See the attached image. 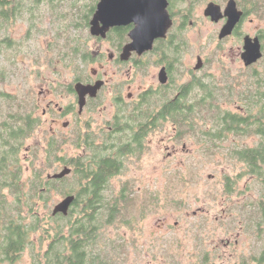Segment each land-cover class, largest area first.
<instances>
[{"label": "flooded vegetation", "instance_id": "obj_1", "mask_svg": "<svg viewBox=\"0 0 264 264\" xmlns=\"http://www.w3.org/2000/svg\"><path fill=\"white\" fill-rule=\"evenodd\" d=\"M4 1L6 3L0 5L1 16L9 20L14 12L13 0ZM100 1L45 0L51 15L67 22L64 29L68 36L53 27L57 43L63 42L64 57L68 60L81 58V68L87 67L84 65L92 53L94 62H104L103 68L84 69L83 73L74 74L63 91L69 104L60 106L52 101L44 108L45 114L72 117L73 134H60L73 138L78 147L83 146L84 154L79 156H85L90 164L94 163L95 150L102 149L103 157L112 156L115 160L114 157L126 146L129 157L124 155L121 159V168L124 169L126 161L134 156L141 158L150 150V138L155 135L168 133L167 140L172 139L175 144L191 135L185 119L188 102H202L205 89L217 91L232 85L227 82L221 86L210 72L224 58L241 62L240 69L246 72H243L244 79H234L236 88L255 84L264 91V0H166L171 26L164 37L154 39L151 49L142 52L125 49L137 38L149 41L154 33L150 30V21H155V9L150 1L155 0H138L132 6L135 8L119 12L123 17L121 23L107 25L118 13L111 11L108 14L106 10L99 22L102 31L95 35L92 21ZM105 1L110 7L123 6L118 4L119 0ZM126 6L130 7L128 3ZM32 7L34 10V4ZM66 7L67 10L63 11ZM41 9L38 8V13ZM230 25L231 31L222 36ZM191 27L208 34L200 45L202 50L187 51V32ZM30 35L31 30L28 31ZM248 38L251 44L259 45L262 54L249 65L243 58ZM92 40L96 49L87 47ZM77 42L83 45H77ZM210 45H213L211 49ZM78 83L89 86L101 83L100 88L92 87L87 91L83 106L76 87ZM261 111L257 114L249 106L243 115L244 135L230 134L234 139L243 138L242 146L235 140L232 143L235 146L228 148L234 156L238 153L245 156L242 178L233 180L234 187L227 195L230 201L222 203V214L216 217L217 221L222 217L224 225L230 228L223 231L226 234L220 242L213 243L210 253L202 254L205 264H264V109ZM97 113L101 116L100 122L95 116ZM203 117L205 120L214 119V116ZM71 125L69 120L63 123L64 128ZM77 138H83V144L75 143ZM183 143L186 150L187 144ZM177 150L173 147V151ZM241 179L244 188L237 191L235 186L242 182ZM97 229H94L92 240H96Z\"/></svg>", "mask_w": 264, "mask_h": 264}, {"label": "rangeland", "instance_id": "obj_2", "mask_svg": "<svg viewBox=\"0 0 264 264\" xmlns=\"http://www.w3.org/2000/svg\"><path fill=\"white\" fill-rule=\"evenodd\" d=\"M11 2L14 12L9 20L0 15V121L4 117L7 119L9 112L18 111L32 113L38 120L20 151L22 163L26 166L32 160L38 167L45 164L48 142L52 138L65 140L59 151L60 157H78L84 154V148L78 147L74 139L68 137L73 134L72 117L45 114L44 108L52 101L60 106L69 104L63 91L74 74L83 73L84 69L103 68L104 62H94L92 53L84 65L87 67L81 68V58L68 60L64 57L63 42L57 43L53 27H58L68 36L64 29L67 22L52 16L45 0ZM29 4L30 7L25 6ZM40 7L42 9L38 13ZM207 35L206 31L200 32L199 28L191 27L187 32V51L202 50L200 45ZM76 44L83 45L80 42ZM95 45L92 40L87 47L94 48ZM212 47L210 45V49ZM241 65V62L224 58L210 72L221 86L227 82L233 84L235 78H245L246 72L240 69ZM219 97L224 108L238 110L236 102L220 94ZM197 113L192 114V118L198 119L200 127H204L205 122L211 126L210 119L207 121L204 115ZM95 116L100 122V114ZM68 120L72 125L64 128L63 123ZM60 133L68 136L63 137ZM196 137L188 134L175 144L172 139L167 140L168 133L155 135L150 138V150L145 155L126 161L125 168L111 180L112 190L108 189L105 194L107 199H111L113 191L116 196L126 191L130 199L118 202L119 213L109 223L102 222L108 221L111 216L107 210L96 214L95 222H102V225L96 231L95 245L90 247L91 255L100 254L99 260L107 259L110 264H205L202 254L209 252L213 243L220 242L226 234L223 231L230 228L224 225L222 217L220 221L216 217L222 214V203L230 201L227 195L234 187L233 180L242 178L243 161L233 156L228 148L235 146L232 144L235 140L240 141L242 146L243 138L234 139L229 135L226 140H218L219 146L207 152L205 141L199 142ZM183 142L187 144L186 150ZM173 147L178 150L173 151ZM36 150H39L37 159ZM168 152L173 153L170 155ZM53 164L55 167L49 168V174L66 166L59 165V162ZM243 185L244 180L235 188L243 190ZM64 198V195L54 192L48 205L42 204V213L52 214L55 204ZM33 239L38 242V235H34ZM36 247H40L39 244ZM33 260L32 247H29L17 261L5 264H34Z\"/></svg>", "mask_w": 264, "mask_h": 264}, {"label": "trees", "instance_id": "obj_3", "mask_svg": "<svg viewBox=\"0 0 264 264\" xmlns=\"http://www.w3.org/2000/svg\"><path fill=\"white\" fill-rule=\"evenodd\" d=\"M4 2L0 0V5ZM204 93L202 102H188L185 119L187 131L197 136L199 142L205 141L207 152L219 146L218 140H226L232 133L244 135L243 115L249 106L257 114L264 109V91L259 85H244L238 89L232 84L217 91L205 89ZM219 94L229 101L237 100L238 110L224 108ZM196 113L214 116L211 126L205 122V126L200 127L199 122L192 118ZM37 123L32 113L20 111L9 112L7 119L4 117L0 121V264L14 263L29 247H32L34 264H110L107 259L99 260L100 254L91 255L90 247L95 245L91 238L94 229L100 228V224L95 222L96 214L107 210L108 215L111 214L106 221L109 223L119 213L118 202L130 199L126 191L117 196L113 191L111 199H107L105 194L108 189L112 190V178L123 170L122 157H129L126 146L114 157L115 160L112 156L103 157L102 149H97L94 163L90 164L83 155L75 161L60 157L59 151L65 140L52 138L48 142L45 164L38 167L32 160L26 166L22 163L20 151ZM75 143L83 144V138H77ZM38 151L35 152L36 159ZM235 157L241 161L245 159L243 153ZM57 162L72 167V175L62 179L49 178V168ZM54 192L64 197L76 196L68 215L42 213V204L48 205ZM34 235H38V242L33 239ZM37 244L40 247L37 248Z\"/></svg>", "mask_w": 264, "mask_h": 264}, {"label": "water", "instance_id": "obj_4", "mask_svg": "<svg viewBox=\"0 0 264 264\" xmlns=\"http://www.w3.org/2000/svg\"><path fill=\"white\" fill-rule=\"evenodd\" d=\"M106 1L102 0L99 2L97 12L95 14V17L92 21V33L95 35H99L101 33V27L99 25L100 20L103 19V15L105 14L106 10L109 13L111 11H114L118 13L115 17L112 18L111 21L107 23V25H111L113 23H121L123 17L119 12H122L124 10H130L133 5L135 6L138 3V0H119L118 4L121 3L123 6L117 7H110L108 5H105ZM115 4H117L114 1ZM126 3L130 5V7L126 6ZM152 9H155V21L154 19L152 22L150 21V30H153L154 33L151 34L149 41H143L140 38L135 39L131 44H129L126 47V51H131L134 49H137L139 52L149 50L153 47L154 39L158 37H164L167 33L168 28L171 26V19L169 17V14L167 12V1L166 0H155L150 1ZM126 7V8H125ZM111 19V18H110ZM231 31V25L223 32L222 36L225 35V33H229ZM250 39L248 38L246 40V46H245V53L243 54V58L247 65L252 64L256 62L261 56V50L259 45L256 43V45H253V43H250ZM77 90L79 92V95L81 97V105H84V98L89 89L92 87L94 89H98L101 87V83H97L95 86H89V85H83L82 83L77 84ZM72 172V168L69 166H65L61 171L49 174V178H56V179H62L67 175H70ZM76 196L75 195H67L62 201L55 204L52 214L57 215L59 213L63 215H68L70 212L71 205L73 204Z\"/></svg>", "mask_w": 264, "mask_h": 264}]
</instances>
